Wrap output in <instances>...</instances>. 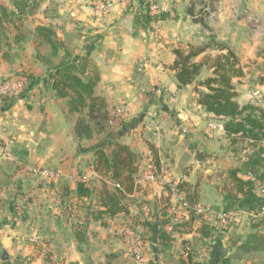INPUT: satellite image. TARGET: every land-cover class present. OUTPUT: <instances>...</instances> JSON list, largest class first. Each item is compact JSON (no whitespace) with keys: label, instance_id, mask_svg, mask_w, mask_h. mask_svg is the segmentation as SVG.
Returning a JSON list of instances; mask_svg holds the SVG:
<instances>
[{"label":"crops","instance_id":"1","mask_svg":"<svg viewBox=\"0 0 264 264\" xmlns=\"http://www.w3.org/2000/svg\"><path fill=\"white\" fill-rule=\"evenodd\" d=\"M99 1L62 0L54 10L44 4L40 7L41 13L32 16L35 17L34 23L28 30L23 26L28 27L26 21L29 18L22 23L26 40L18 50V57L6 61L0 50V81L29 77L28 80L34 82L27 90L0 99V264H98L100 260L88 257L87 251L105 248L102 239L112 230L120 232L112 224L117 217L142 221V230L147 232L143 249L153 254V261L150 263V259L143 255L144 263H134L127 260L125 254L118 257L111 254L109 244L111 247L117 243L110 237L106 241L103 259L106 261L111 254L114 256L112 264H166L169 255L179 259L180 264V260H187L188 253L207 262L212 250L218 259H225L226 264H264V250L243 249L248 234H264V223L252 227L250 222L254 217L264 221V215L240 210L236 202L220 189L215 190L212 178L207 179L212 168L200 169L198 164L192 163L190 147L184 139L186 135L189 141L197 139V135L192 134L198 125V113L195 112L211 120L214 117L197 104L193 83L180 89L176 87L175 71L169 67L174 59V48L188 50L190 45L196 46L211 38L223 48L207 47L195 58L204 63L200 78L212 75L215 58L230 50L242 69L241 76L232 78L236 99L239 104L251 102L253 91L245 90L249 80H257V86L264 89V84L260 83V78H264V34L252 30L243 8L247 6L264 24V0H212L213 14L205 20V25L195 22L192 15L186 13L191 4L196 11L192 0H112L113 6L105 12L96 9ZM150 4H156L159 11H151ZM146 10L157 14L163 12L167 17L146 25L141 18ZM37 25L52 27L58 39L74 55L81 56L92 48L89 58L99 73L93 95L103 98L108 113L117 106H127L126 115L115 126L95 131L90 139L75 136L74 125L79 114L70 112L66 99L57 97L46 86V65L36 57V54L42 56L47 53V47L37 46L38 40L33 37V29ZM1 40L10 43L6 37H1ZM3 43H0L2 48ZM62 53L60 50L54 62L59 61ZM171 96L175 97L174 102H171ZM242 98L248 99L247 102H241ZM179 126H183L185 135L179 132ZM178 134V141L171 145L167 162L161 152L165 150L161 142ZM107 140L127 145L139 155L137 171L132 174L133 180L128 185L124 178L126 171L120 179H115L110 177L111 170L106 171L102 166L91 168L90 158L96 159L95 147ZM151 140L158 154L162 155H159V172L171 180L184 179L191 184L198 194V206L218 204L234 207L230 209L234 213L226 228H222L218 216L211 212L194 221H190L187 213L183 212L173 222H187V229L176 227L172 232L165 231L170 236L167 245L155 237L147 222L156 220L158 203L167 197L158 182L145 180V174L153 169L146 145ZM112 149L110 144L103 148L107 155ZM175 154L185 162L176 171ZM227 162L228 168L241 167L230 159ZM32 165L59 167L63 175L47 180L49 185L45 180L39 183L36 176L27 170ZM190 165L192 169L184 170ZM103 171H106V176L100 174ZM83 173L89 176L87 182L94 192L90 197L79 198L75 195V186L78 176ZM98 183L108 192L115 191V184H119L117 188L122 192L128 213L95 219L97 211L102 209ZM202 183H208L215 191V196L206 202L202 199ZM129 198L142 205L139 208L134 206L133 202H128ZM17 208L19 215L16 214ZM75 223L83 224L84 231L93 225L98 231L96 238L101 237L102 242L93 240L88 231L75 230ZM203 224L213 228L212 235H201L197 228ZM104 225L105 228L102 227ZM77 232L84 235L82 243L76 237ZM193 236L198 237L195 239L205 247L198 245V248L191 247L190 251L188 241ZM200 249L204 251L203 259L197 256ZM3 254H6L5 259ZM116 258L118 261H114Z\"/></svg>","mask_w":264,"mask_h":264},{"label":"trees","instance_id":"2","mask_svg":"<svg viewBox=\"0 0 264 264\" xmlns=\"http://www.w3.org/2000/svg\"><path fill=\"white\" fill-rule=\"evenodd\" d=\"M11 3V8L0 5V43H3L1 37L8 38L6 36L8 26L16 30L13 34V43L17 49L9 52L11 48L13 49L10 44L11 42L6 44L4 42L5 48H2L0 44L2 58L6 61H11L18 57V50L22 48V43L26 40L25 34L22 31L23 20L25 16L34 13L39 4L38 0H11ZM193 9L194 7L191 4L186 8V13L193 15ZM165 17L167 15L163 12L157 14L148 10L141 16L142 21L146 25ZM192 19L201 25H205L206 19L202 17ZM135 20L139 22L138 16H135ZM33 37L38 40L37 46L47 47L45 55L36 54V57L38 56L47 68L48 78L46 86L57 97L66 99V105L70 112L79 114L74 125L75 136L78 139H90L95 131L110 129L108 124L110 112H107L103 98L93 95V87L99 79V73L89 58L92 48L87 49L81 56L74 55L58 39L55 30L45 25L35 26ZM210 46L219 49L223 48L221 44L213 42L211 38L205 43L196 46L190 45L188 50L174 48V59L169 67L175 71L174 76L177 88L180 89L192 83L203 88L201 89L197 86L194 88L197 104L214 118L222 121L226 138L232 143H245L246 147L250 149V153H247V151L244 153L246 160L241 167H229L225 170L224 188L226 191L225 196L236 202L240 210L247 213H258L264 205V198L256 191L252 180L248 177H241L239 174L255 175L256 179L264 187V111L260 106L252 103H238L236 99L237 92L232 83V78L241 76L242 69L237 65V59L230 50H227L226 54L215 58L212 75L200 78L204 63L196 61L195 58ZM60 50L63 53L59 61L54 62ZM27 78L29 79V77ZM33 83L32 80H29L28 85L23 90H27ZM260 83L264 84V78H260ZM108 144L113 145V149L109 155L103 150ZM146 145L153 165V173L157 174L159 172L158 151L152 142L147 141ZM95 155V167L102 166L106 171L111 170L110 177L120 179L123 172L126 171L124 177L125 183L127 184L133 180L132 174L137 171L136 161L139 155L127 145L107 140L95 147ZM166 187L164 186L163 188L166 189ZM176 188L184 194V198L188 202L186 213L189 220H196L201 216L194 210L198 201L196 189L184 179L177 180ZM93 192L94 189L89 186L88 182L78 181L76 183L75 195L77 197H90ZM98 197L102 209L97 211L95 219H99L103 215L112 218L118 213H128L127 205L122 198V192L117 187L113 192H108L106 189L101 190ZM168 206L169 197L165 200H160L158 203L159 216L151 223L147 222L149 229L155 234V237L159 239L161 244L165 241L166 245L170 241L169 234L164 230L167 224L171 223L172 230L176 229V227L188 228L187 222H173L169 220L166 216ZM13 208L11 206V209ZM263 223L264 221L259 219V222L251 226L258 227ZM212 231L213 228L208 224H203L199 228L201 235L206 237L212 235ZM76 237L79 242H83L84 235L81 232H77ZM243 249L247 251L264 250V234L258 232L248 234ZM215 255V251L212 250L210 259L206 262L195 259L191 253H188L187 260H180V264L227 263L225 259H218ZM113 257L109 254L104 264H112L111 260Z\"/></svg>","mask_w":264,"mask_h":264},{"label":"rangeland","instance_id":"3","mask_svg":"<svg viewBox=\"0 0 264 264\" xmlns=\"http://www.w3.org/2000/svg\"><path fill=\"white\" fill-rule=\"evenodd\" d=\"M38 2H39L38 7L34 11V13L25 16V18L23 20V22H24L26 19L29 18L26 21V24H27L28 27H26V25L23 26V28L26 29V30H28L27 28H30L32 26V24L34 23V18L35 17H32V16L35 15V14H40L41 13L40 7L42 5L48 4L49 8L51 10H54V6H57L58 4H60L62 2V0H49V1H47V0H38ZM0 5L6 6L7 8H11L12 3H11V0H0ZM7 28L8 29L6 31V36L8 37V40H9V42H11L10 44L13 47V49L12 48H11V50L9 49L10 50L9 52H12L13 50L17 49L16 45H14V43H13V34L16 32V30L13 29L11 26L10 27L8 26ZM209 63H212V62L210 61ZM14 79H16V78H14ZM257 82H258L257 80H254V81L249 80V83H248L247 87L245 88V90H247V89L249 90L250 89V92H251V91H253L255 89H259L260 94H259L258 100H260L261 102H259V101L258 102L255 101L254 102V101H252V99H251V102H250L248 99H243V98H242L241 102H243L245 100L247 102V100H248V103H252V104H255L257 106H260V108L263 109V111H264V89H262L259 86H257L258 85ZM196 86H197V84L194 83V88ZM201 89H203V88H201ZM196 98H197V96H196ZM195 113H198V121H197L198 125L195 128L196 130L192 134H193V136L197 135V139L191 138L190 141H189V138L186 135L185 139H184V142L185 143L188 142V145L190 147L189 151H190V154H191L190 156L192 157L191 158L192 159V163L194 165L198 164L200 169H204V167L212 168L211 169L212 171L210 170L212 173L210 175L207 174V179L210 180L212 178L213 181H214L215 190L218 191L217 189H220L221 190L220 192L225 194L226 191H225V188H224L225 187L224 186V173H225V170L229 166L228 165L229 163L227 162L228 159H230V161H233V163L236 164L237 166H239V165L242 166V164H243V162L245 161V158H246L244 156V150L247 149V153H250V149L248 147H246L245 143H241V142L232 143L228 138L225 137L224 131H218V129H212L211 127H209V123H220V124H222V127H223V123H222L221 120H218L216 118H213L211 120L210 117H208L206 115H202L200 112H195ZM209 120H211V121H209ZM186 127L188 129H190V125L189 124H186ZM107 129H109V128H107ZM178 138H179V134L176 135V137H173L171 139H164L161 142L163 144V146H164V149H165L164 151L161 150V152L163 153V157H164V154H165V159H166L167 162L170 159V152L169 151L171 149V145L173 143L177 142ZM150 142H152V144L154 146L153 140H151ZM220 153H221V155H219ZM158 155H160V154H158ZM160 156H162V155H160ZM213 156L215 157L214 159L212 158ZM91 159L92 158H90V162L89 163L91 164V168L93 167L95 169V161H93ZM175 159H176V164H175V167H174V171H176L178 169V167H180V166L183 167L184 163H185L182 160V158L179 157L178 154H175ZM56 168H59V167H56ZM186 169H192V166L190 165L189 167L184 168V170H186ZM201 172H202V170H201ZM100 174H102L103 176L107 175L106 171H103V173L100 172ZM201 178H202V176L200 177V179ZM97 180H99V178ZM45 181H47V180H45ZM91 181H94V179H92ZM48 183L49 182L47 181L46 185ZM98 185H99V183H98ZM201 185H204V191L202 192V199H203L204 202L209 201L210 197L215 196V191H213L211 185H209L208 183H202ZM99 186H101V184ZM97 188H100L98 190H102L103 189L102 186L101 187H97ZM59 199H60V197H59ZM130 199L131 198H129L128 202H130V201L133 202ZM144 203L147 204L148 201H145ZM140 204L141 203L133 202V205L136 206V207L138 206V208L142 205V204L141 205ZM199 207L208 209V211L204 212L203 214H206L207 212H211L212 215L215 214L216 216H218L217 212L219 213L221 211L234 209V207H232L231 205L222 206V205H218V204L203 205V206H199ZM166 213H167L166 216L169 218V220L173 221V220H175V217L178 218L179 216H181V215H177L178 213H183V212L179 210L177 213H168L167 211H166ZM149 215L150 214H148L147 216H149ZM136 216L137 215H134V217H136ZM132 219L133 220L129 219L127 221V218L125 219L123 217H119V218L117 217V219H115V221L118 224H120L122 222L123 224L131 226L134 231H137L138 233H141L142 236L144 237V240L147 241V232H144L142 230V226L140 225V223H142V221L138 220V222H136V219H134V218H132ZM253 219H254V221H253ZM253 219H250L251 224L259 222L258 217H254ZM104 222H105V220H104ZM74 225L76 226L75 230L76 229L83 230V231L85 230L83 224L75 223ZM106 225H107V223H106ZM106 225H104L102 227L105 228ZM94 226H97V225L95 224ZM197 229H199V228H197ZM192 230H194V229H192ZM87 231L90 232L89 235L91 236V238L93 237V240L101 241V237L96 238L97 237L96 235L98 234V231H96V229H95V227H93V225ZM87 231H84V232L87 233ZM94 231H96L95 234H93ZM165 231H166V229H165ZM103 232H106V231L103 230ZM110 237L113 240H116V243H117V245H114V246H111V247H110V244H109L108 250L112 251L111 254H114L117 257H118V255L120 256V255H124L125 254L127 260H129V261L132 260L133 261V254H132V251L130 250L131 248L129 247L130 244H128L127 241L124 240L125 237H124V235L121 232H116V231L112 230L110 233H108L104 237V239H102L103 242L101 241L102 244H103V247L106 248V241ZM195 238H198V237H194L193 236V237H191V241H188L189 242L188 246L190 247V251H191V247L195 248V246H196L198 248V245H202V248L205 247L204 243L203 244H199L198 240L195 239ZM192 240H194V241H192ZM27 242H30V241H27ZM121 243L124 245V247H123V245ZM105 248H94V249L88 250L87 251V255H88V257L91 256V258H94V259L98 258L100 260V262L98 264H102V263L105 262L104 259H103V252L107 249V248L106 249ZM145 251L146 250H144V254H143V255H145L144 257L145 258L146 257L149 258L150 259L149 262L152 263L153 254H151L150 251H148V252L147 251L145 252ZM51 255H52L53 258H55V254L54 253H51ZM175 258L176 257H174L173 255L167 256L166 257V259H167L166 264H179V259L177 260V258L176 259ZM114 261H118V258H116ZM138 263H144V261H141V262H138Z\"/></svg>","mask_w":264,"mask_h":264},{"label":"built area","instance_id":"4","mask_svg":"<svg viewBox=\"0 0 264 264\" xmlns=\"http://www.w3.org/2000/svg\"><path fill=\"white\" fill-rule=\"evenodd\" d=\"M194 5H196V11L193 13L192 18H204L207 19L211 14H213L212 10V0H192ZM113 6L112 0H101L99 1L95 7L97 10L106 11ZM149 9L151 11H159L156 4H150ZM244 17L247 21L252 24V30L258 34H264V24L261 19L250 12L249 8L245 6L243 8ZM29 80L25 78H16L12 80H4L0 81V99L10 97L21 92L28 85ZM260 91L259 89L253 90L251 94L252 101H257L259 98ZM171 102L175 101V97L171 96ZM127 113V106L120 105L114 108L113 111L110 112V118L108 121L109 126H115L119 121L122 120L124 115ZM209 127L212 129H218V131H223L222 124L220 123H209ZM27 170L36 176V180L41 183L44 180H52L63 175V170L61 168L56 167H42V166H28ZM247 177L252 180L255 184L256 191L263 196L264 198V187L263 185L256 179L255 175L248 174ZM153 180L158 182L162 187L167 186L165 189V196L169 197V206L167 207L168 213H177L179 210L185 212L188 206V202L184 198V194L179 192L176 188L177 180H171L165 174L158 172L157 174L153 173V170H149L145 174V180ZM78 180L81 182H87L89 180V176L85 173L78 176ZM116 187H120L119 184H115ZM194 210L197 214L203 215L204 212L208 211L206 208H201L198 205L194 207ZM19 208L16 210V214L19 215ZM209 213V212H207ZM234 211H221L218 213L219 223L222 228H226L227 224L232 218ZM259 215H264V205L258 212ZM177 215H182V213H178ZM113 226L118 228V230L124 235L126 241L128 242L130 250L133 254V261L138 263L143 260L144 254V245L145 240L141 233L134 231L133 228L129 225L123 224L122 222L118 224L115 220L112 221ZM167 232H172L171 223L165 226ZM197 256L200 259L204 258V251L197 250Z\"/></svg>","mask_w":264,"mask_h":264},{"label":"water","instance_id":"5","mask_svg":"<svg viewBox=\"0 0 264 264\" xmlns=\"http://www.w3.org/2000/svg\"><path fill=\"white\" fill-rule=\"evenodd\" d=\"M179 132L183 133L184 135L186 134V131L184 130L183 126H179ZM31 146H33V143H31ZM2 258H6V254L2 255Z\"/></svg>","mask_w":264,"mask_h":264}]
</instances>
